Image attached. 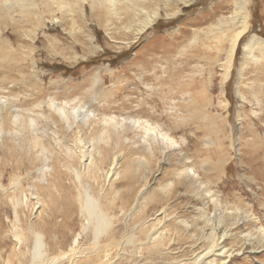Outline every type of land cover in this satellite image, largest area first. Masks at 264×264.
<instances>
[{"label":"rangeland","instance_id":"1","mask_svg":"<svg viewBox=\"0 0 264 264\" xmlns=\"http://www.w3.org/2000/svg\"><path fill=\"white\" fill-rule=\"evenodd\" d=\"M60 1L0 0V100L7 103L10 114L16 110L26 116L25 123L37 116L39 125L56 135L55 139L48 134L41 137L45 152H40L38 144L34 149L30 146L29 153L22 150L13 155V161H19L17 168L9 157L0 158L2 187L8 184L10 193L16 194L9 178L17 171L24 190L15 202L19 205L12 207L6 190L3 194L0 189V256L9 255L13 232L30 234L26 226L31 221L35 226L49 222L45 242L55 236L62 240L64 250L73 245L72 236L80 226L76 198L82 197L88 186L70 174L66 164L69 161L76 166L78 159H67L65 152L91 147L100 135L99 146L114 150L116 127L104 124V117L120 124L121 119L128 121L127 116H134L140 125L146 124L141 122L144 119L148 124L156 119L164 122L180 146L167 148L163 154L155 148L150 154L138 140H131L137 131L123 121V132L130 139L117 145L123 155L119 170L127 172H120L111 183L105 177L106 168L103 174L96 173V179L84 177L90 185L97 180L103 185L105 204L118 205L129 199L124 211L118 212L117 223L113 222L115 229L129 228L143 215L152 216L166 206L169 217L164 226L176 242L172 240L168 245L171 251L161 255L137 251L132 242L125 246L128 255L123 262L194 264L192 256L209 242L205 237L210 228L204 218L215 220L223 211L234 213L224 214L216 230V235L230 230L222 244L234 251L224 264H264V99L261 101L257 93L264 87V55L257 61H242V44L249 36L264 38V0H248L250 30L239 39L227 75L222 66L226 59L220 51L227 42L217 43L215 37L227 39L234 30L227 29L229 23L237 27L238 0L180 1L174 15L175 6L161 5L153 24L133 42L129 40V45L124 37L123 3L114 7L120 13L118 19L109 9L85 0L82 9L87 16L82 19L78 4ZM1 2L9 5L7 10ZM157 2L146 0L142 10L150 14ZM37 14L43 19L38 20ZM51 15L56 17L52 22L48 20ZM95 15L101 23L94 20ZM259 46L264 44L256 49ZM97 76L100 81H96ZM166 88L162 101L160 91ZM224 99L229 102L227 107ZM138 105L143 107L140 113ZM59 109L80 113L77 119L87 114L93 119L67 130L59 121ZM25 134L24 144L29 137ZM5 138L3 147L19 148ZM190 167L197 172L194 182L182 172ZM30 184L35 191L27 193ZM141 186L146 199L138 208L132 206L136 202L132 191ZM110 187L117 188L119 195L109 194ZM69 198H73L72 204H68ZM36 200L41 209L36 208ZM68 208L72 216L63 215Z\"/></svg>","mask_w":264,"mask_h":264},{"label":"bare ground","instance_id":"2","mask_svg":"<svg viewBox=\"0 0 264 264\" xmlns=\"http://www.w3.org/2000/svg\"><path fill=\"white\" fill-rule=\"evenodd\" d=\"M72 1L73 4L75 5L78 4L79 17H81L82 19L83 18L86 19L87 13H85L84 9H82V7L84 8L82 2L85 0H72ZM90 1L92 2V6H101L103 9L104 8L109 9L108 11L114 13V15H116L118 19H121L120 13L118 11L116 12L114 7L117 5V2L123 3L120 5L124 6L122 13L127 16L125 17L124 15L122 19H124L123 21L125 23V26H123L125 28L124 37L128 45L130 42H133L135 39H137L140 34L145 32L148 29V27L153 24V22L155 21L158 15V10L159 7H161V5H164V7L169 5L175 6V9L171 13V15H174L176 12H179L180 7L178 3L180 1H183V3L188 2V0H159V2H157L156 6L153 8V11L149 14L146 13V11L142 10V8H144L143 6H146L143 5L146 3V0H90ZM55 2L58 4L62 3V1L60 0H55ZM247 4H248V0H238V8L235 10L236 15L239 17L238 21L236 22L238 25L237 27H235V23H229L227 29L234 27V30L230 34V36L227 39L221 38L219 35L215 37L217 43H221L222 40L227 42V44L224 45V47H222L221 50L217 46V55L219 54L218 50H220L222 55L224 56V59H226L225 63L222 64L224 73L226 75L229 74V67H231V62L234 60L235 50L239 39L242 37V35H244L250 30V24H249L250 15L248 12V8L246 6ZM1 5L2 7H4L5 10H7L9 7L8 4L3 2H1ZM71 5L72 4H70L69 7ZM68 11L70 12L69 9ZM89 15H91V13ZM35 17L38 20L43 19V16L40 14H37ZM93 17L94 20H97L100 23L102 22V19L99 18L98 15H95ZM54 19H56V17L51 15L49 16L48 20L52 22V20ZM219 23H224V22L219 21ZM88 36H89L88 40L93 44V37L90 35ZM197 36L198 34H195L194 41H196ZM129 40L131 41L129 42ZM260 44H264V38L260 36H256L255 34H251L247 39V41H245L242 44V51H243L242 61L244 60L257 61V59L262 58L264 55V51H263L264 46H259L256 49V46ZM227 62H230L228 67L226 64ZM168 68L169 67H166V72L168 71ZM100 80H101L100 77L97 76L96 81H100ZM167 84L172 85L171 83H167ZM167 91H168L167 88L164 91H162L161 89L160 96L162 101L165 99ZM257 93L259 97L262 98L261 101H263L264 87L258 89ZM252 96L257 97L255 92L252 93ZM224 100L226 102L225 106L227 107L229 102L226 99ZM141 103L142 102H139L140 105ZM137 108H138L137 109L138 113L142 112L143 107L138 105ZM9 111L11 110L7 106V103L0 100V158L9 157L12 166L17 168L19 161L16 160L13 161L12 159L13 155L15 156L16 153L18 154V152L23 153L22 150H26V152L29 153L28 148L32 146V148L34 149V147H36V145L38 144H39L38 146H40L41 149L40 152H45L46 148H44V145L41 142V137L47 136L48 132L46 131V129H44L42 126L39 125V123L37 122V116L30 117L29 120L25 123L26 116L20 115L19 113L16 112V110H14L15 113L13 114H10ZM56 113L58 115L59 121L62 123V125L65 128H67V130L68 128L71 129L73 125H75V127L77 125H86L90 120L93 119L90 114H87L85 116H80V118L77 119L80 113L67 114L62 109L56 110ZM38 114L39 116H42L43 112H40ZM151 115L150 118H152ZM132 117L127 116L126 118H128V121L121 119L120 124L116 120H109L108 117H104L103 119L104 124L106 122L108 123L110 122L113 123L114 126L116 127V130H114V134H115L114 150L112 149L111 151H106L107 149H102V147L99 146L98 140L102 138V137L100 138L101 136L100 135L99 139L96 142L93 141L91 143V147L82 148V149L72 148L71 150L68 149L65 152V157L67 159H69L72 156L78 159V165L76 166L74 165V163L69 161L66 164V167L70 172V174H72L77 179L80 178L81 179L80 181L84 180L86 182V185L88 186L87 188L84 189L83 196L80 198H76V200L78 201L76 211L77 213H79L80 226L78 228V231L75 232L72 236L73 245L69 247L68 250L66 251L63 249V247H61L63 244L62 240L60 239L57 240L55 236H51L49 242L48 241L45 242L44 238L45 235L47 236V228L49 222L46 221V223H42L40 226H35L34 222L31 221L26 226L28 232L30 233L28 236L26 234L16 233V232L15 233L13 232V234H11L12 245H10L11 249L9 255L7 257L0 256V264H128L126 262H123L125 257H127L128 255L125 253L126 252L125 246L132 242L137 251L146 252L148 255H150L153 252H156L157 254L161 255L164 253L165 250L166 252L171 251V247L168 245L173 242L175 243L176 238L174 236H171L170 232L167 233V229L165 228L167 226H164L163 221L165 220L166 216H168V214L165 211L166 206H161V209L156 210L152 216L143 215L141 218H138L139 220H136L129 228L125 226L124 228H122V230L119 229L117 230L114 228L113 224L116 221H118L116 220L118 214L121 211H124L125 207L127 206V203H129L128 202L129 199L121 200L118 205L115 203L105 204L103 202V199L106 198L105 196L106 189L105 190L103 189L104 188L103 185H100V182H98V180L95 182V184L90 185L88 183V180H86L87 177L92 179L95 178L96 173L98 171L101 172L103 168H106L105 170L103 169V171L106 175L105 176L106 179L108 180V182L111 183L112 180L115 179L117 175L120 174V172L126 171V170L122 171V169L119 170V166H120L119 161L123 157V155H122V151H119V147L117 145L118 142H123L125 140L130 139V138L127 139V135L123 132V123H122L123 121L128 123L132 128H134L135 131H137L135 133L136 139H134L135 138L134 137L131 140L132 141L138 140V142L141 143L142 147L150 154H152L156 150L155 148H158L157 150L160 152L159 154H163L167 150V148L168 149L170 147L176 148L174 146L177 145L180 146L177 143V141L174 139L172 129L168 127L164 122H160L156 119L154 121H150V123L148 124L147 123L148 121L144 119L141 120V122L146 124L140 125V121L137 118H132ZM51 122L53 124H56L53 118H51ZM6 124H8L9 126L8 128H5V126H7ZM256 130L259 131V128H257ZM25 132L29 136L26 144H24L25 136H26ZM103 134L104 136L108 137V134L106 133L105 130ZM48 135L49 136L51 135L52 139L56 138L54 130L51 131ZM5 137H7L9 140H12L13 144L17 145V147L19 148H15V146L3 147L4 140L6 139ZM19 138L21 139L20 142L18 141ZM231 144L233 145V147L234 145H236L234 139L232 140ZM250 146H252V143L250 144ZM110 156L111 158H109ZM182 172L185 175L187 172L189 179H191L193 182L196 180L197 172L194 167L185 168L184 170L182 169ZM184 174H180V176L181 175L184 176ZM85 175H87L86 178L84 177ZM89 175H93V177ZM9 179H10L9 182H11L12 184L10 185V188L13 187L12 189L17 191L16 194L10 193L9 189L6 188L8 184L5 188H3L2 185L0 184V189L2 191L6 190L5 192L7 196H9L8 200L9 201L11 200L12 207H15V205L17 206L19 205V202H17L16 204L15 202L16 200H19L18 198L19 194L20 193L22 194L24 190L22 192V189L20 188L21 177L17 171L13 172V174L10 176ZM95 186L96 188H94ZM32 191H35V186L30 184L26 188V192L30 193ZM110 192L112 193L113 196L119 195V190L115 187H110L109 194H111ZM132 192L133 193L135 192L134 198H136V202L135 200L134 202L132 201L133 202L132 206L135 205L138 208L141 207V203L146 199V196L143 194L144 192H146L144 186H141L137 191L134 188ZM34 198L37 197L35 196ZM37 200H36V204L38 205L36 208L40 207L41 209V203H38ZM210 202L212 204H215L213 198L210 199ZM72 203H73V198H69L68 204H72ZM36 211L37 210L35 209V212ZM245 213L244 216L248 214L246 213L245 215ZM224 214L232 215L234 213H224L223 211L222 212L220 211L215 217V220L212 217L208 218V216L204 218L205 224L208 225L210 228L208 235L205 237V239L208 240L209 242L206 245L202 246V248L197 251V254L193 252L195 255L192 256L191 263L224 264L226 263L228 258L232 255L234 249L225 248V245L222 244L224 240V236H226L227 235L226 233L229 232L230 230L226 228L222 231V235H216V230H218L217 228L219 224H222L223 222L222 219ZM236 214L237 213H235V215ZM63 215L72 216L71 209L68 208L66 210V214ZM37 228L39 229L37 230ZM117 236H119L120 238H116ZM134 238H136V240L133 241ZM191 248H193V245H191ZM129 255L131 256V254ZM130 264H133V262Z\"/></svg>","mask_w":264,"mask_h":264}]
</instances>
